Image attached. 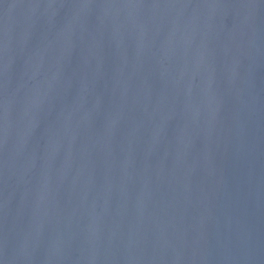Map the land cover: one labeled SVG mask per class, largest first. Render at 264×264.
<instances>
[{
    "label": "water",
    "instance_id": "water-1",
    "mask_svg": "<svg viewBox=\"0 0 264 264\" xmlns=\"http://www.w3.org/2000/svg\"><path fill=\"white\" fill-rule=\"evenodd\" d=\"M0 264H264V0H0Z\"/></svg>",
    "mask_w": 264,
    "mask_h": 264
}]
</instances>
